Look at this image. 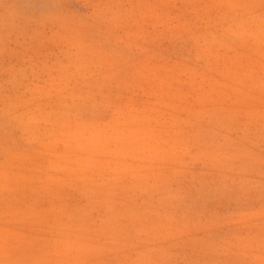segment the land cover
<instances>
[{"label": "rangeland", "instance_id": "rangeland-1", "mask_svg": "<svg viewBox=\"0 0 264 264\" xmlns=\"http://www.w3.org/2000/svg\"><path fill=\"white\" fill-rule=\"evenodd\" d=\"M0 264H264V0H0Z\"/></svg>", "mask_w": 264, "mask_h": 264}, {"label": "bare ground", "instance_id": "bare-ground-1", "mask_svg": "<svg viewBox=\"0 0 264 264\" xmlns=\"http://www.w3.org/2000/svg\"><path fill=\"white\" fill-rule=\"evenodd\" d=\"M127 145V144H126Z\"/></svg>", "mask_w": 264, "mask_h": 264}]
</instances>
